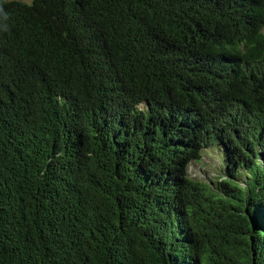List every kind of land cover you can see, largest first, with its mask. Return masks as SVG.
Segmentation results:
<instances>
[{
    "label": "trees",
    "instance_id": "16d2710c",
    "mask_svg": "<svg viewBox=\"0 0 264 264\" xmlns=\"http://www.w3.org/2000/svg\"><path fill=\"white\" fill-rule=\"evenodd\" d=\"M0 264H264V0H0Z\"/></svg>",
    "mask_w": 264,
    "mask_h": 264
},
{
    "label": "rangeland",
    "instance_id": "374dc122",
    "mask_svg": "<svg viewBox=\"0 0 264 264\" xmlns=\"http://www.w3.org/2000/svg\"><path fill=\"white\" fill-rule=\"evenodd\" d=\"M19 2L30 4L31 0H17ZM220 156V157H219ZM221 155H217V150L213 146L206 147L201 150L197 160H191L186 166V172L189 177L200 182L207 183L211 187L218 179H223L225 176L222 166ZM242 171V169H239ZM240 181V185L243 184V179Z\"/></svg>",
    "mask_w": 264,
    "mask_h": 264
},
{
    "label": "clouds",
    "instance_id": "9594fccd",
    "mask_svg": "<svg viewBox=\"0 0 264 264\" xmlns=\"http://www.w3.org/2000/svg\"><path fill=\"white\" fill-rule=\"evenodd\" d=\"M197 159H198V158H197ZM197 159H193V160L195 161V160H197ZM190 161H191V160H190ZM190 161H189V162H190ZM189 162H187V164L185 165V173H186V175H187L188 178H191V177L188 176V174H187V172H186V166L188 165ZM224 176H225V175H224ZM224 178H225V177H224ZM224 178H223V179H224ZM219 180H221V179H219Z\"/></svg>",
    "mask_w": 264,
    "mask_h": 264
}]
</instances>
